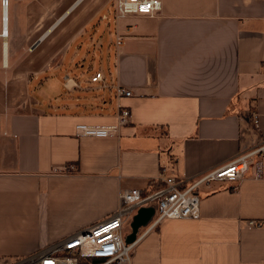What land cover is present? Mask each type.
Listing matches in <instances>:
<instances>
[{"label":"crops","instance_id":"obj_1","mask_svg":"<svg viewBox=\"0 0 264 264\" xmlns=\"http://www.w3.org/2000/svg\"><path fill=\"white\" fill-rule=\"evenodd\" d=\"M95 1L55 38L51 65H67L62 54L71 52L81 37L90 39L85 46L95 55H104L106 34L101 36L100 27L93 26L103 14L101 20L115 31L113 113L101 106L106 99H85L82 83L71 77L61 89L51 90L55 99L49 102L44 92L49 82H40L41 45L56 30L44 37L42 26L37 27L34 38L42 37L34 46L20 49L14 44L12 49L11 9L7 28L3 10V264L34 256L110 219L120 209L125 190L154 191L167 176L196 178L264 140V0H161L158 16L120 19L104 13L105 0ZM82 2L74 0L54 26ZM13 16L19 41V5ZM91 25L92 37L87 29ZM102 81L92 84L101 89ZM118 85L132 96L118 97ZM120 106L130 109L131 122L117 136L77 135L79 124L116 123ZM254 109L260 114V132L249 120ZM234 187L227 181L203 186L200 218L168 219L149 230L137 243L132 264H264V225L249 224L264 221V179L249 174Z\"/></svg>","mask_w":264,"mask_h":264},{"label":"built area","instance_id":"obj_2","mask_svg":"<svg viewBox=\"0 0 264 264\" xmlns=\"http://www.w3.org/2000/svg\"><path fill=\"white\" fill-rule=\"evenodd\" d=\"M114 1L116 19L133 15L155 17L163 10L161 0ZM92 81L101 82L102 74L98 73ZM114 90L120 98L132 96V92L121 85ZM249 120L252 128L260 132V114L257 110L250 112ZM130 122V109L120 106L116 123L104 126L79 124L76 130L81 137L108 138L117 136L120 129ZM249 174L255 179H264V140L240 153L231 163L196 178L167 176L162 179L163 186L154 191L144 193L138 189L125 190L120 196V209L110 219L58 242L41 253L18 259L13 264H132L135 247L149 230L168 219L200 218V190L203 186L227 181L234 184L235 189ZM141 208H154V215L148 225L139 230L136 240L127 243V237L132 234L133 218ZM249 224L259 228L264 225V221L253 220Z\"/></svg>","mask_w":264,"mask_h":264},{"label":"rangeland","instance_id":"obj_3","mask_svg":"<svg viewBox=\"0 0 264 264\" xmlns=\"http://www.w3.org/2000/svg\"><path fill=\"white\" fill-rule=\"evenodd\" d=\"M9 8L11 9V47L14 49V44L19 45L20 49H27L34 46V43L38 41L42 36H44L47 31L52 28L56 22L65 14V12L70 8L74 0H10ZM92 2H98L92 0ZM107 3V10L104 12L108 17L115 16V1L105 0ZM91 4V0H83L81 5L71 11L63 21L53 30L55 33L46 40L45 43L41 45V51L44 53L43 65L44 71L40 82H49L48 86L45 87V96L49 98H54V94L51 92L53 88L61 89L63 82L67 80L66 77H71L74 80L81 82L84 87L85 99L92 100L93 98H104L106 103L101 101V106L106 107L107 111L113 113L116 110V100L115 95L111 91L113 90L114 82L116 81V67H115V57H116V47L114 43V26L111 30V23L109 25L108 21H102L100 14L93 26L97 28L100 27L102 30L101 36L106 34L105 39V54H94L93 49L89 46H85L90 39L84 40L82 37L77 41L76 47H73L71 52H63L62 57L67 59L68 64L62 66L61 68H52V57L51 53L54 51L52 43L55 38L61 32H66L68 28L75 25L73 24L79 15H81L85 10H88ZM19 5L22 10V36L18 41L13 32V8ZM98 7H91L92 11L96 10ZM3 7L2 0H0V25L2 24ZM9 17V15H8ZM115 18V17H114ZM42 26V36H37L34 38V30L36 28H41ZM92 25L88 26V31L91 33L92 37ZM2 31V29H1ZM112 34V35H111ZM80 46V47H79ZM97 71H101L104 75L103 84L105 87L99 88L98 85L92 84V75ZM19 84V83H18ZM32 85V89H33ZM38 86V84L36 85ZM115 91V90H114ZM83 93V92H82ZM53 96V97H52ZM55 99V98H54ZM100 100V99H99ZM112 100V102H110ZM98 101V100H97ZM129 229V228H128ZM22 260V259H19ZM16 260L12 261L11 264L15 263ZM0 264L1 263L0 261Z\"/></svg>","mask_w":264,"mask_h":264},{"label":"water","instance_id":"obj_4","mask_svg":"<svg viewBox=\"0 0 264 264\" xmlns=\"http://www.w3.org/2000/svg\"><path fill=\"white\" fill-rule=\"evenodd\" d=\"M154 215V208H141L138 213L134 216L131 227L132 234H130L126 242L133 243L136 240L139 230L146 227Z\"/></svg>","mask_w":264,"mask_h":264},{"label":"bare ground","instance_id":"obj_5","mask_svg":"<svg viewBox=\"0 0 264 264\" xmlns=\"http://www.w3.org/2000/svg\"><path fill=\"white\" fill-rule=\"evenodd\" d=\"M8 6H9V0H2V7H3V10H5V18H3L5 20V27L7 28V24H8ZM62 20V19H60ZM56 26H54L49 32H47L46 35H44V37H47L48 34H50L54 29H55ZM8 35V32L5 31V36ZM5 38V37H4ZM5 45V44H4Z\"/></svg>","mask_w":264,"mask_h":264},{"label":"trees","instance_id":"obj_6","mask_svg":"<svg viewBox=\"0 0 264 264\" xmlns=\"http://www.w3.org/2000/svg\"><path fill=\"white\" fill-rule=\"evenodd\" d=\"M160 188V187H159Z\"/></svg>","mask_w":264,"mask_h":264}]
</instances>
